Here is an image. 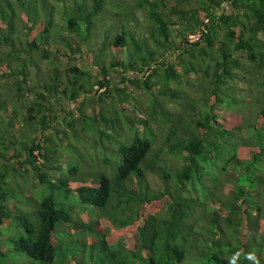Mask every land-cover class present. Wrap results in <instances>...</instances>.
Instances as JSON below:
<instances>
[{"label": "trees", "instance_id": "trees-1", "mask_svg": "<svg viewBox=\"0 0 264 264\" xmlns=\"http://www.w3.org/2000/svg\"><path fill=\"white\" fill-rule=\"evenodd\" d=\"M152 1L0 0V264H254L249 253L264 264V0H164L159 10ZM102 12L116 20L101 39ZM162 81L164 115L184 101L158 150L162 178L132 117L116 164L58 173L57 139L67 140L58 120L65 136L84 139L83 121L101 119L114 90L144 93ZM98 94L104 100L91 101ZM104 140L89 149L113 148ZM27 173L37 193L15 190ZM187 182L196 193H185Z\"/></svg>", "mask_w": 264, "mask_h": 264}, {"label": "rangeland", "instance_id": "rangeland-1", "mask_svg": "<svg viewBox=\"0 0 264 264\" xmlns=\"http://www.w3.org/2000/svg\"><path fill=\"white\" fill-rule=\"evenodd\" d=\"M73 1H75V0H73ZM129 1H132V0H129ZM133 1H137V0H133ZM142 1H148V0H142ZM150 1H152V0H150ZM154 2H160V3L156 4L158 6V7L156 6V8H158V10H159V5L161 4V2H164V0H157ZM190 2H199V0H191ZM119 3H120V6H117V8H118L117 11L119 12V17L121 16V14L123 15L122 21L125 22L127 19L126 17L129 16L130 14L126 11V5L125 4H122L123 2H119ZM125 3H127V2H125ZM65 10L66 11L68 10L67 13L74 12V4L71 6H67ZM61 12L63 14V11H61ZM136 14H138L137 18L139 20V24L144 23L143 22L144 17L140 14V12L138 10L136 11ZM56 19H57V21H60V22L63 21V19L61 18L59 13H57ZM98 20L100 21V30L98 32V37H100L102 39L104 33H105V36H109L111 34V32L106 31V29H107V27L110 26V24L112 22H114L116 20V17L109 18L107 16L106 12H102L98 15ZM137 31L140 34L144 32L143 29L140 27V25L137 26ZM94 39L95 38H92L89 45L92 47L93 50H94V48H95V50H98L99 47H98V45L96 47V42L94 41ZM188 39H189V35H188ZM93 50H91V51H93ZM96 53H98V52H96ZM63 58H65V56ZM85 62L87 65L91 64L87 59H85ZM153 65H155V64H153ZM42 66L43 67L45 66V61L42 62ZM156 70L158 71V73H156V75H158V79H162V77H163L162 72H164L163 69L161 67H158ZM154 77H155V75H154ZM163 83H164V81H162V85H158V86H163L162 89H160L158 87H154L148 91L145 90L144 93H139L132 86H130V87L126 86L125 88H123V90H119V91L114 90L115 95L117 97H115L114 100L110 101L109 108L105 112L101 113L102 118L101 119L99 118L97 121L95 119H92V118H86L83 121L82 124L84 125L85 130L87 131L84 134L85 135L84 139L82 137L77 138L74 135L65 136V134L69 133V131L71 129L66 123L59 122V120H58V123H56V127L58 128L56 133L60 136H64V138L67 139V140L63 139L64 142L62 144H61L60 140L57 139L58 150L60 153L59 156H60V159L62 161V163L60 162V164H61L60 166L63 168V170H61V169L58 170V173H62L63 171H65L67 165H69V164H77L80 166L79 169L86 170V171L92 170L93 166L94 167L95 166L102 167V163H104V161H106L108 163V165L116 164V161L117 162L119 161V157L118 156L116 157L114 155L115 153H112V151H114V149L117 147V142L120 141L119 140L120 136L122 139H126V138H128V136H130L132 134L131 129L129 127L125 126L126 120L129 117H132L133 121H134L133 124L135 126H138L137 129L141 133V135L147 136L151 140V143H152L151 148L149 149L148 153L146 154V156H148V158L150 160V164L148 165V168L149 169L151 168L152 171L157 173V176L159 175L162 178V174L164 175V170H165L164 169V154L158 155V150L162 149L161 144L163 142V137H164V133H165L166 129L168 130L169 128L172 129L173 127H176L178 120H177V118H175L174 112L181 109L182 103L184 105L183 97L180 95V97L174 98V102L171 103L173 105L171 107H169V108L175 109V111L173 112L172 109H169L168 111H166V115H164L165 114V112H164V95H161V100L158 101V104H159V102H161L159 104L160 106L155 101L157 96H159V94H158L159 91L163 92V89H164ZM120 85H122V82H120ZM174 86H175V84L172 83V85L170 87H174ZM85 87L88 88L87 85H85ZM182 87L186 91L185 95L186 94L187 95H195V93L197 91L196 86H195V81H194V84L190 83V84H188V86L186 84H184V85H182ZM84 96L85 95L83 93H80L79 98H82ZM92 96L90 99L93 102L96 101V99L104 100V98H105V94H101V95L98 94V95H95L94 97H92ZM122 98H124V99H122ZM154 101L156 102V104ZM70 102H73V101H70ZM71 105L75 106L74 103H71ZM100 105H102V103H100L99 105L97 103L96 109H99ZM162 106H163V109L161 108ZM178 107H179V109H178ZM81 108H82V106L80 107V109ZM111 108H114L115 112H110ZM87 109H88V111H90L89 106L87 107ZM141 117L142 118L150 117V120H148V127L147 128H145L142 125L143 122H139V120L142 119ZM120 122H121L122 126H120ZM95 125H97L102 131V136L100 138L97 137V134L95 131V130H100V129L98 128V129L92 130V128ZM104 139H106V140H104ZM94 140H98V141L104 140V141H106V143L110 144L113 148H105L103 146V144L102 145L96 144L90 150L89 146H90V144H92L94 142ZM108 140L112 141L113 143L107 142ZM99 144H101V143H99ZM84 152H85V154H84ZM92 156H93V160L91 158ZM175 160H177V159L175 158ZM177 163L178 162L171 163V165H172L171 168H175V170H176ZM141 164L143 165V160L140 162V165ZM178 171H179V169L175 172V175L177 174ZM152 176H153L152 172L148 171V177L151 178ZM158 180H160L159 177H158ZM16 184L13 185L16 188L15 190H18L21 187L23 194H26L27 191H34L35 193H37L38 189L40 188V186H37V180L34 179V177H32L31 173H27V175H25L24 181L22 178H20L18 176L17 180H16ZM33 184L36 187H34ZM184 188H185V193H186V190H190L189 193H193V192L196 193V191H194L193 189L191 190L189 182L186 183V187H184ZM20 195H21V193H20ZM38 195H39V193H38ZM38 197H40V196H38ZM70 200L72 201V200H74V198H71ZM74 202H76V199L74 200ZM76 207L81 209L82 206L79 203V204H77ZM263 253H264V251H263ZM2 260L4 262L5 261L8 262L9 258H4ZM178 264H190V263H188L187 261H182Z\"/></svg>", "mask_w": 264, "mask_h": 264}, {"label": "clouds", "instance_id": "clouds-1", "mask_svg": "<svg viewBox=\"0 0 264 264\" xmlns=\"http://www.w3.org/2000/svg\"><path fill=\"white\" fill-rule=\"evenodd\" d=\"M248 258L254 261V264H259L254 253H249ZM230 264H235V260L230 261Z\"/></svg>", "mask_w": 264, "mask_h": 264}, {"label": "built area", "instance_id": "built-area-1", "mask_svg": "<svg viewBox=\"0 0 264 264\" xmlns=\"http://www.w3.org/2000/svg\"><path fill=\"white\" fill-rule=\"evenodd\" d=\"M198 36H199L198 32L191 33V34H189V40H194V39L198 38Z\"/></svg>", "mask_w": 264, "mask_h": 264}]
</instances>
